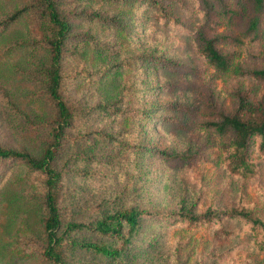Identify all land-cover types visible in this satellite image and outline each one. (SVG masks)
Returning a JSON list of instances; mask_svg holds the SVG:
<instances>
[{
    "label": "rangeland",
    "instance_id": "obj_1",
    "mask_svg": "<svg viewBox=\"0 0 264 264\" xmlns=\"http://www.w3.org/2000/svg\"><path fill=\"white\" fill-rule=\"evenodd\" d=\"M58 1L72 35L61 64L63 95L73 123L56 163L63 174L66 206L78 219L130 205L156 216L140 221L120 258L109 261L84 254L73 264H264V254L253 248L250 231L240 221L191 227L176 215L181 207L196 214L240 203L256 206L264 218V153L256 137L249 156L257 174L235 177L217 160L222 157L218 146L227 138L198 124L209 103L233 110L236 93L264 104V79L215 72L189 34L202 27L206 36H236L239 43L231 41L219 49L236 55L242 73L260 68L264 0L260 11L250 0H225L223 4L238 13L229 27L223 22L232 20L217 12L213 0H207L208 8L198 0ZM28 3L0 0V19ZM95 12L98 20L92 16ZM205 15L219 24L204 22ZM250 16H258L259 26L243 37ZM40 34L38 14L31 8L0 32V143L26 147L34 154L43 136L17 135L15 124L29 112V94L44 85L37 73L46 59ZM164 59L181 63V69L171 70ZM99 104L107 106L100 110ZM158 151L192 157L185 164L170 163ZM41 182L40 175L20 164L1 166L0 264H50L14 254L18 241L40 239ZM162 215L166 217L159 218Z\"/></svg>",
    "mask_w": 264,
    "mask_h": 264
},
{
    "label": "trees",
    "instance_id": "obj_2",
    "mask_svg": "<svg viewBox=\"0 0 264 264\" xmlns=\"http://www.w3.org/2000/svg\"><path fill=\"white\" fill-rule=\"evenodd\" d=\"M198 1L203 8H208L207 0ZM243 1L248 2V0ZM250 1L254 5V10L262 9L261 0ZM58 2V0H29L27 5L0 19L1 32L23 11L28 8L33 9L40 20L41 34L38 43L43 47L46 56L37 71L44 85L40 90L29 94V112H25L15 124L20 130L15 129L17 135L22 132L27 136L28 134L43 136L41 148L34 154L27 151L26 147L12 148L0 143V168L5 163L20 164L27 171L40 175L42 180L38 194L43 210V216L39 221L40 239L18 241L17 245H14L16 247L14 254L18 258L34 256L39 261L50 264H73L74 260L84 254L113 261L120 258L129 245L130 239L139 228L140 221L156 216L130 205L123 209L96 211L94 217L78 219L75 212L66 206L63 174L56 163L61 158L65 140L68 139L67 131L73 123V112L63 95L61 64L65 43L72 35L68 15L59 9ZM214 2L218 3L217 12L220 10L223 18L226 16L232 20V22L225 21L226 24L223 22L224 25L229 27V24L236 23L237 20L233 16L238 13L234 8L223 4L226 3L225 0H213L212 3ZM92 16L98 20L100 14L95 12ZM207 20L215 25L219 24L218 20L208 19L205 15L204 22ZM259 22L258 16H250L245 21L246 26L241 36L246 37L247 33L257 32ZM201 29L202 27H198L189 34L192 42H195V49L199 55L215 72L223 75L231 72L237 76L248 74L254 79H264V66L242 73L239 64L234 61L236 55L219 49V46H226L231 41L239 43L238 37L220 33L206 36ZM163 62L171 70L181 69V63L166 59ZM235 98L236 107L230 111L209 103L201 113L198 124L218 137L227 138L218 146L222 157L217 160L227 174L246 179L253 177L258 171L256 162L249 156L252 139L256 137L258 148L264 153V104L260 101L249 102L246 100L247 97L238 93L235 94ZM106 106V104L97 105L100 110L105 109ZM29 137L31 140L34 139L32 136ZM75 139L77 137L72 140ZM158 153L163 160L170 163L185 164L192 157L188 154L164 151ZM183 208L177 211V218L191 227L221 223L223 220L240 221L250 231L253 248L264 254V218L260 216L256 206L237 203L226 208L208 207L196 214ZM161 217L165 218L166 215L159 216Z\"/></svg>",
    "mask_w": 264,
    "mask_h": 264
}]
</instances>
